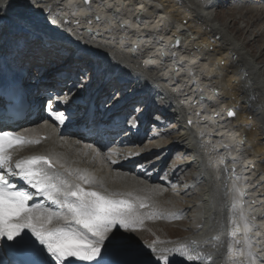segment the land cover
<instances>
[{
    "label": "bare ground",
    "instance_id": "6f19581e",
    "mask_svg": "<svg viewBox=\"0 0 264 264\" xmlns=\"http://www.w3.org/2000/svg\"><path fill=\"white\" fill-rule=\"evenodd\" d=\"M224 1L0 0L5 9L0 10V27L13 29L15 37L18 33L23 39L11 45L15 64L21 56L19 68H5L0 62V88L11 86L22 75L21 68L34 63L28 61L32 55L61 58L55 48L62 45L69 50L63 60L74 78L53 81L51 72L50 81L33 86L39 90L32 93L35 100L42 99L41 87L52 85L64 93V103L83 106L92 93L98 103L114 83L120 91L108 98L105 113H117L114 108L126 98L144 99L141 111L148 102L161 110L150 120L151 127L144 126L142 136H132L127 146L109 152L111 158L84 137L69 135L66 125L34 121L25 133L40 143L14 151L12 163L19 151L28 157L51 155L102 182L108 191L133 192L132 184L156 199L169 196L176 204L172 209H178L169 211L170 221L146 220L142 230L131 234L133 239L141 246L157 241L158 248L195 241L210 257L204 264L227 260L235 185L253 225V251L264 258V0H233L232 9L224 7ZM241 22L245 26L238 27ZM176 41L180 44L175 47ZM75 61L90 74L78 76L82 72ZM95 72L104 77L97 84L106 81L100 92L93 91L95 83L90 87ZM226 110L236 115L224 120ZM161 158L165 160L158 166L170 168L172 178L155 175L156 166L147 170L145 180L132 171L137 163L148 167ZM236 218L239 222L238 213ZM243 237L240 222L237 239L243 243ZM173 264L186 262L177 257Z\"/></svg>",
    "mask_w": 264,
    "mask_h": 264
},
{
    "label": "snow or ice",
    "instance_id": "6c2138e0",
    "mask_svg": "<svg viewBox=\"0 0 264 264\" xmlns=\"http://www.w3.org/2000/svg\"><path fill=\"white\" fill-rule=\"evenodd\" d=\"M46 107L51 119L65 123L64 113L54 110L51 100ZM235 115L228 112L229 117ZM38 143L39 139L0 130V241L9 242L7 248L19 257L14 264H173L177 257L186 264H204L210 260L195 241L158 248L157 241L141 246L133 239L131 234L142 230L146 220L163 218L156 211L142 212L149 205L133 192L108 191L102 182L51 155L12 163L13 150ZM86 147L93 149L91 144ZM242 196L234 185L225 264H264V258L253 251V225L243 211ZM240 222L243 243L237 239Z\"/></svg>",
    "mask_w": 264,
    "mask_h": 264
},
{
    "label": "rangeland",
    "instance_id": "374dc122",
    "mask_svg": "<svg viewBox=\"0 0 264 264\" xmlns=\"http://www.w3.org/2000/svg\"><path fill=\"white\" fill-rule=\"evenodd\" d=\"M245 1H254V0H245ZM231 2V3H230ZM227 4V5H226ZM224 7H226L227 9L228 8H230V9H232L233 8V6L235 5V3H233V0H225L224 1V3L222 4ZM221 5V7H222V9H223V6ZM218 7H219V5H218ZM220 10L221 12L220 13H222V11L223 10ZM223 14H225V13H223ZM221 15V14H220ZM222 18H224V17H222ZM245 24L246 23H244V22H241L240 24H238V27L239 26H245ZM176 156L174 155L173 156V158H172V160L171 161H174V158H175ZM170 165H171V163H170ZM131 187L133 188V192H135V193H137V195L138 196H140V197H142V198H144L147 202V204L149 205V203H150V205H149V207H151V208H147L148 210H150V211H156V212H159V213H161L162 215H163V218H164V220H163V218H158V219H153V220H147V221H150L149 223L150 224H153L155 221H168L169 220V218L174 214V212H177L178 211V209L177 208H175V209H172V207L173 206H175L176 204L174 203V204H172V202H171V200H170V198H169V196H167L166 198H165V196L163 197L162 196V198L164 199H162L161 198V196H159L158 197V199H156L157 197L156 196H152V195H150V194H146V192H144V193H142V192H139L138 191V188H137V186L136 185H132L131 184ZM135 190V191H134ZM153 197V198H152ZM154 197H156V198H154ZM152 198V199H151ZM161 198V199H160ZM169 199V200H168ZM155 200V201H154ZM154 201V202H153ZM159 203V205H157L158 203ZM160 201H161V203H160ZM168 201V202H167ZM170 201V202H169ZM156 204V205H155ZM167 205V206H166ZM155 206L157 207L156 209H154L155 208ZM169 206V207H168ZM164 207V208H163ZM171 208V209H170ZM166 209V210H165ZM168 210V211H167ZM174 210V211H173ZM172 212V213H170V212ZM169 212V213H168ZM168 213V214H167ZM168 215H169V217H168ZM171 215V216H170ZM180 215V214H179ZM179 215H177V216H179ZM165 216V217H164ZM170 221V220H169ZM171 221H174V219H172ZM158 229H160V230H162L163 229V227H158Z\"/></svg>",
    "mask_w": 264,
    "mask_h": 264
},
{
    "label": "water",
    "instance_id": "95a60500",
    "mask_svg": "<svg viewBox=\"0 0 264 264\" xmlns=\"http://www.w3.org/2000/svg\"><path fill=\"white\" fill-rule=\"evenodd\" d=\"M88 2H89V0H88ZM100 18V17H99ZM177 42V41H176ZM179 44H180V42H179ZM179 44H177V43H175V46H179ZM234 117V116H233Z\"/></svg>",
    "mask_w": 264,
    "mask_h": 264
}]
</instances>
